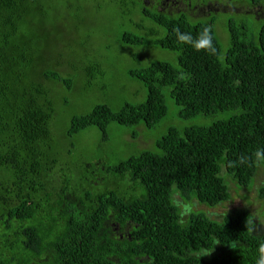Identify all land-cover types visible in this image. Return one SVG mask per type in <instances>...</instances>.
I'll return each mask as SVG.
<instances>
[{
  "label": "trees",
  "instance_id": "1",
  "mask_svg": "<svg viewBox=\"0 0 264 264\" xmlns=\"http://www.w3.org/2000/svg\"><path fill=\"white\" fill-rule=\"evenodd\" d=\"M126 1L141 4L133 16L148 22L147 32L118 30V44L138 63L134 51H171L178 64L149 58L129 71L146 89L142 103L59 112L55 100L71 89L77 61L87 68L105 59L113 30H75L68 43L74 55L51 65L13 37L23 0H0V264H257L264 220L256 212L236 207L211 218L183 207L214 208L230 200L233 187L254 189L264 174V21L248 38L239 15L222 24L193 21ZM236 5L258 8L254 18L264 11V0ZM217 25L228 34L225 49ZM178 30L200 49L181 41ZM166 95L177 110L157 138ZM110 123L130 137L135 154L112 166L65 161L75 135L97 128L106 141ZM255 193L264 203V184Z\"/></svg>",
  "mask_w": 264,
  "mask_h": 264
},
{
  "label": "rangeland",
  "instance_id": "2",
  "mask_svg": "<svg viewBox=\"0 0 264 264\" xmlns=\"http://www.w3.org/2000/svg\"><path fill=\"white\" fill-rule=\"evenodd\" d=\"M202 1L186 0V4H190V6L186 5L187 11L181 5L189 19L199 21L214 18L215 21L222 24L229 16L228 14L239 15L238 18L241 16L239 21L248 29V38L257 34L260 23L264 21V11L255 15L254 18L253 14L258 12V8L248 9L245 5L243 7L236 5L242 3V0L210 1L213 3H211L212 5H204L203 11L194 16L193 13L197 10V5L200 6ZM140 8V3L132 5L126 0H23L18 7L20 16L12 22V26L16 30L13 37L18 41L24 39L27 47L39 51L44 59L51 62V65L74 55L72 53L73 45L68 43L72 42L73 37L69 38L71 35L75 37L73 33L75 30L82 32L83 30H113L111 47L106 53L105 59L89 60L87 68H84L83 65L80 66L77 61L75 69L78 70V75L74 77L71 89H61L62 98L57 99L58 101L55 100L59 112L69 109L86 112L101 102L109 105L113 110H118L125 103H142L146 98V89L131 82L129 71L144 66L148 63L149 58L153 60L166 59L174 65L178 64V60L176 61L178 53L171 51H152L150 57L142 51H134L142 61L138 63L127 54L124 46L121 47L118 44V30L131 29L133 33L142 35L147 32L148 22L139 15L133 16ZM204 10L207 14H204ZM210 13L212 15H209ZM130 19L134 25L131 24ZM216 29L219 43L225 49L229 44L228 34L226 30H224L226 34L223 32L221 25H217ZM77 52L80 51L77 50ZM81 52L83 51L81 50ZM88 68L92 69L90 74L85 73ZM64 101L69 103L67 107L63 106ZM165 103L167 116L156 125L155 137L157 138L167 131L170 126L169 120L173 118L177 110V106L173 104V100L168 95L165 96ZM193 123L199 125L202 120ZM113 124L110 123L107 128L108 140L106 141L102 140L101 133L97 128H91L86 133L81 131L75 135L68 143L67 149L70 151V155L65 161L87 163L91 160H102L112 166L125 157L135 154L136 149L130 137L127 139L120 137V131ZM151 137L154 136L151 134ZM99 184L105 186L103 181ZM260 184H264V174L262 173L257 175L254 189L250 191L235 190L233 187L231 198L227 202L209 209L194 202L191 207H183V211L187 213L189 209L202 210L211 218H219L229 209L247 206L251 211L256 212V215L260 216L263 221L264 216L261 212L264 209V203L256 198L255 193V188ZM175 197L176 201L182 204L176 195Z\"/></svg>",
  "mask_w": 264,
  "mask_h": 264
},
{
  "label": "flooded vegetation",
  "instance_id": "3",
  "mask_svg": "<svg viewBox=\"0 0 264 264\" xmlns=\"http://www.w3.org/2000/svg\"><path fill=\"white\" fill-rule=\"evenodd\" d=\"M144 7H148L151 9H155L156 11H161L167 14H174V15H180L181 13L185 12V9L181 7L183 5L186 8V5L190 6L189 3L186 4L184 0H142ZM204 7L202 4L200 6L197 5V10L193 13V15H197L200 11H203ZM185 14V13H183ZM204 14L205 10H204Z\"/></svg>",
  "mask_w": 264,
  "mask_h": 264
},
{
  "label": "clouds",
  "instance_id": "4",
  "mask_svg": "<svg viewBox=\"0 0 264 264\" xmlns=\"http://www.w3.org/2000/svg\"><path fill=\"white\" fill-rule=\"evenodd\" d=\"M183 13H185V12H183ZM185 14H187V13H185ZM197 17H199V16H197ZM178 38L181 41L192 42L194 44V46L197 48V50H199L200 47H201V45L199 44L198 41H192V38H191L190 35L181 34V33H179V30H178ZM201 38L203 39V36ZM205 46H206V48H207L208 51L213 52V53L215 52V47L212 44V38H211V36H208L207 37V39H206V45ZM260 152H261V154H264V149H261ZM243 162H244V158H241V163H243ZM231 246L233 248L236 247V245L234 243L231 244ZM262 252H264V248H262ZM257 264H264V257H262L260 260H258Z\"/></svg>",
  "mask_w": 264,
  "mask_h": 264
}]
</instances>
